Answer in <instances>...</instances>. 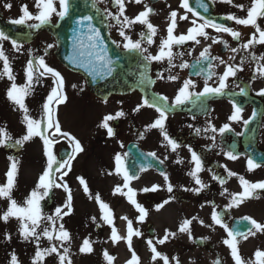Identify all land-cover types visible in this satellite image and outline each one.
<instances>
[{
  "label": "flooded vegetation",
  "instance_id": "obj_1",
  "mask_svg": "<svg viewBox=\"0 0 264 264\" xmlns=\"http://www.w3.org/2000/svg\"><path fill=\"white\" fill-rule=\"evenodd\" d=\"M203 2L208 5V12H204L202 8L198 7L196 0H189L190 4H195L194 10L199 12L201 16L214 19L218 23H224L241 32V40H233L227 33H216L214 29L208 28L206 32L210 37H219L221 40L227 41L229 47L225 48L222 43L213 44L211 39L205 40L199 37L200 44L188 41L184 45L174 46V54H183L175 55L173 59L174 67L168 65L167 60L162 62L153 61L147 64L149 79L153 83L149 84L151 92L146 95L134 90L129 93L112 94L102 98L91 93L83 79L80 82L76 81L79 84L76 87H73L75 84H65L64 91L67 100L58 107V119L62 131H69L79 139L84 151L72 161V170L63 178L64 182L69 185L73 195V212L65 216L63 221L60 222L64 223L70 234H72L75 224L92 226L94 232L86 234L80 239L81 246L83 241L88 239L92 248L98 250L101 256H104V251H107L116 258L119 255L116 253V247L120 245V242L114 244L110 239L112 226H109L101 218L102 213L95 199L97 194L103 202L109 205L113 213V222L117 220V225H119L122 217H127L133 221V228L142 233L140 237L134 236L132 238V247L138 256H140L139 252L145 251L149 256L148 258L152 259L147 240L153 239L155 242L162 238L165 231L168 230L176 233L175 237H170L165 244L157 245V248L158 251L167 255L170 261L172 257H178L180 264H213L217 259L221 261V264H234L230 249L223 244L227 234L223 228L213 223L211 214L213 208L217 212L225 210L231 200L229 193L242 191L238 176H244L245 179L253 183L264 181V96L256 94L259 89L264 88V77L259 76L257 73L255 79H253L257 63L251 60L249 51H254L259 56L257 45L249 51H245L240 47L249 38V26L245 27L235 24L234 21L221 19V17L234 13L233 6L221 3L219 0H216L215 3L213 0H203ZM98 4L103 12L105 8L114 14L117 11L112 0H103L102 3ZM179 4L180 0H142L141 4L135 3V0H125V15L130 18H134L140 11H143L145 6L153 9L149 20L157 28V33L153 37L154 43L148 45L146 41L142 42V47H146L149 53L158 54L161 39L167 37L170 12L177 10L179 14H185V10L179 8ZM188 16L187 21L178 18L174 35L185 34L187 29L192 26L191 20L195 17H192L191 13H188ZM199 22L202 21L198 20ZM109 23L115 25V21H107L113 41L120 44L124 43L123 38L119 35L118 27H110ZM125 31L135 41L140 39L141 32L147 30L144 26L136 24L130 29H125ZM43 34L39 44L36 45V49L40 50L45 57L54 58V39L48 33L44 32ZM49 44L54 45V47L47 48ZM209 44H211L210 55L219 57L228 64L239 65L242 58H246L243 64L244 70L238 72L236 77L229 78V87L223 95L206 96L202 97L200 101H195V103L188 102L183 106L171 108V102L185 80L193 81L195 87L190 91L198 93L205 86L207 74L213 72L214 75L211 79H208V84L211 86L218 85L219 75L224 72L226 65L220 64L219 60L201 59L200 63H196L200 59V52ZM232 47L238 48V52L232 53L230 51ZM37 50L34 51L37 52ZM46 51L48 56L44 54ZM138 54L140 53L138 52ZM233 57L234 59H232ZM184 62H187L189 67H179ZM46 63L53 68L56 66L53 62ZM209 63L212 65L211 68ZM158 74L162 75L163 79H158ZM169 76H177L178 79L172 81L168 79ZM241 87L246 89V94L240 93ZM158 96L168 97L170 110L165 121V127L170 137L180 145L176 151H172L170 146H165L167 142L158 129L145 131L146 125L158 117V113L154 108L145 107L139 112L133 111L145 97L152 101L153 98ZM40 98L41 104H43L46 97ZM193 100H195V96ZM233 102L242 106L244 119L251 117L253 111L257 113L255 119L249 125L245 126L242 121L230 122L228 120L233 111ZM121 110L126 115L110 122L115 135L109 137L106 130L98 127V125L105 115H114ZM225 123L231 124L232 131L223 135L218 132L213 134L210 130L207 132L202 131L199 134L195 132V128L205 129L211 124L218 129ZM189 125H192V127H189ZM240 132L244 134L242 136L237 135ZM141 134L144 136L143 139L140 138ZM212 135H216L215 146H213L214 142L209 139ZM189 146L200 154L203 160L204 171L199 173V176L207 187L199 193L185 190L200 187L188 175L194 168V164L191 162V153L188 150ZM106 147L109 148L107 153L108 163H104L103 168L100 165V171L97 175L89 174L87 172L89 160L99 154L100 151L105 150ZM71 150L67 141L63 139L54 146V152L58 157L66 158ZM228 150L239 154V158L235 161L229 160L225 155ZM150 152H155L157 158H146V154ZM117 153L125 159V166L128 168L129 174L139 176V179L130 181L128 187L134 190V199L137 203L147 210V216L142 222L138 220L140 213L127 198L128 188L123 187L122 174H118L115 170V156ZM125 153L128 154L127 157H124ZM103 154L104 152L100 153L101 156ZM248 155L260 161L262 166L249 172L247 170ZM178 159L182 160L183 163H177ZM160 161H163V163H160ZM141 165H148L147 170L141 171ZM225 165L228 170L237 173L238 176L229 177L223 167ZM161 172L167 173L169 182L173 185L172 192L167 191V184ZM213 173L224 178L226 183L221 185L218 180H213ZM56 175L58 177L59 173ZM79 177L84 178L86 181L89 188L88 193L84 192ZM106 180L113 181L110 185L109 195L105 194V189L102 190L99 184L94 186L92 183L93 181L104 183ZM117 185L121 186L124 194H113ZM153 185H159L158 190L143 191L145 188H152ZM225 188L228 191L221 195ZM75 191L77 192L75 193ZM79 192L82 194L81 205H84V202L89 203L91 200V204L98 214V216H95L98 220L97 223H92L90 219H82L76 215L78 205L76 194ZM65 199L66 193L63 189H56L53 195L54 208L62 206ZM164 201H168V203L165 204ZM159 205L163 206L158 207ZM119 214L123 216H119ZM244 216L251 217L259 223H264V190H257L253 198L245 200L239 207H232L227 210L224 219L230 227H240L243 230L246 222L237 225V221ZM193 217H196V219L190 225L191 236L188 233L179 232L178 229L182 222ZM201 220L204 221L203 225L200 223ZM122 228L124 237H126V221L123 222ZM116 229L118 235H121L120 228L116 227ZM124 241L123 245L127 246L126 240ZM238 247L244 258L254 259V253L257 249L264 250V232L249 236L247 240L241 239ZM171 264H175V262L171 261Z\"/></svg>",
  "mask_w": 264,
  "mask_h": 264
},
{
  "label": "snow or ice",
  "instance_id": "obj_2",
  "mask_svg": "<svg viewBox=\"0 0 264 264\" xmlns=\"http://www.w3.org/2000/svg\"><path fill=\"white\" fill-rule=\"evenodd\" d=\"M103 0H93L92 8H95L96 14H77L78 18L74 20L75 27L72 29V53L69 57L70 63L75 65L78 68H82L88 76L92 77V80L95 82L97 79L106 80L108 77H111L116 68V60L120 58L119 54H116V59H113V56L109 54V48L104 41V37L101 33V28L97 26V19L100 24H104L106 21H115V25L109 23V26L118 27L119 35L123 38L124 43L120 44L116 41H112L117 48H122L123 50L131 52H139L142 57L143 66L145 68V73L147 72V64L153 61L162 62L167 60L168 65H173V59L175 55H183L182 53L174 54L173 47L184 45L188 41H194L196 44H200L203 38L205 40L211 39L213 44L222 43L225 48H228L227 41L221 40L219 37H210L206 32V29H214L216 33H227L230 35L233 40H241V32L234 30L232 27L227 26L224 23H218L216 20L211 18H205L200 15L199 12L195 11L189 3V0H180L179 8L185 10V14L181 15L177 10H172L169 14V26L167 27V37L162 38L159 44L158 54H151L148 52L146 47H142V42L146 41L148 45L154 43L153 37L157 33V28L150 22L149 16L153 12V9L145 6L143 11H140L134 18H130L125 15L126 7L125 0H112V3L116 6V13L107 8L104 9L103 14L101 10L96 8L97 3H102ZM198 7L202 8L204 12H208V5L203 2V0H196ZM215 3L216 0H213ZM221 3H226L232 5L233 7L238 8L242 12H246L244 17L237 16L235 13H230L224 17H221L223 20L234 21L237 25L242 26H251L254 28V32L251 33L250 37L246 42L242 43V47L245 51L254 49L256 45H264V27H262L258 20L264 18V0H250V4L246 5L244 3H234L233 0H219ZM135 3L141 4L142 0H135ZM13 4L5 2L3 8L12 9ZM33 7L35 11L30 10L28 4L22 3L19 7L20 15L18 18L11 19L10 24L16 26H27L29 29H40L44 25L51 24L53 17H57L59 21H64L66 18L71 19L72 15L76 12L78 5L74 3V0H34ZM188 13H191L192 17H195L191 20V27L187 29L185 34L174 35V30L177 28V20L187 21L189 19ZM202 21V22H199ZM34 21L33 23H30ZM139 24L146 28V32L140 33V39L135 41L126 34L125 29H130L134 25ZM11 40L12 49L16 52L21 51V45L15 40L12 39L8 34L3 30H0V62H2V67H0V79L6 78L10 83L9 87L6 89L7 99L16 106L14 110H19L22 113V122L25 125V133L22 134L19 138L13 139V136L10 132L7 131L5 127H0V147H16L21 146L35 137H39L43 142V152L47 157L46 168L40 174L38 181L35 187L29 192V194L24 198L23 201H18L13 196L14 189L16 187L17 176L19 172V161L15 158H10L11 164L9 169L6 171L5 176L6 180L3 183H0V200L7 202V206L4 210L0 211V221L5 224H8L10 220L15 219L17 221V232L19 237L22 238L25 242L35 243L36 250L32 258V264H44V261L47 257H53L58 264H72L70 258V244H71V234L65 228L64 223H59L57 227V221H63L65 216L70 215L73 212V195L69 185L64 182V177H66L69 172L72 170V161L84 151V147L79 139L72 135L69 131H62L61 123L58 119V107L61 104H64L67 100L65 94V80L62 74L55 68L49 66L43 56L34 57L31 56L29 50L30 58L27 60L26 67L24 68V83H17V76L14 73L12 62L10 56L6 53L4 49V42ZM54 45L49 44L47 48H52ZM211 44L203 49L200 52V59L196 63H200V60H219L220 64H225L224 72L219 75L218 85L211 86L208 84V79L214 75L213 72L207 74L205 80V86L203 90L194 93L190 89L195 87V84L191 80H185L181 87H179L177 94L175 95L173 101L171 102V108H177L185 105L188 102L200 101L202 97L206 96H220L223 95L225 90L229 87V78L236 77L238 72L244 70L243 64L246 58H242L239 65H232L226 63L223 59L219 57H212L210 55ZM238 48L232 47L230 51L232 53L238 52ZM146 53V54H145ZM47 51L45 52V55ZM191 54V53H189ZM251 60L256 61L257 66L253 73V79H255L256 74L264 77V53L257 56L254 51H249ZM234 59V57L232 58ZM181 68H187L189 65L187 62H184L179 65ZM209 67L212 65L209 63ZM199 75V73H197ZM46 76L52 77V85H50V91L42 104L41 107V118H34L30 110L25 103L26 98L30 97L36 85L43 82L42 78ZM158 79H163L162 75L157 76ZM169 80L175 81L178 79L177 76H169ZM145 80L147 83L151 84L153 81L144 76V79L140 83H144ZM239 87V85H237ZM76 87V85H73ZM241 94H246V89L244 87L240 88ZM259 96H264V88L259 89L256 93ZM195 96V100L193 97ZM154 108L158 113V117L154 119L153 122L146 125L145 131H151L153 129H158L160 134L163 136V139L167 142L166 147L170 146L172 151H176L180 145L170 137L167 129L165 127V121L168 118L169 104L167 96H158L153 98L152 101H149L145 97L140 104H138L133 111L139 112L142 108ZM233 111L228 117L230 122H240L242 121L245 126L249 125L253 119H255L257 113L253 111L252 116L248 119H244L242 116L243 108L240 104L233 102L232 104ZM126 114L124 111H117L114 115L109 114L105 115L102 118V121L98 127L105 129L106 134L109 137L115 135L114 129L110 126V122L117 120L121 117H124ZM192 127V125H189ZM211 131L213 134L219 133L223 135L226 132L232 131L230 123H225L223 126L218 129L215 125H209L208 128L201 129L195 128L197 134L202 131L207 132ZM243 132L237 133V135H243ZM140 138L143 139V134L140 135ZM61 139L67 141L69 147L72 149L68 153L67 157H58L54 152V146L59 144ZM214 143L215 146L216 135L209 137ZM123 146V145H121ZM191 153V162L194 164L192 171L188 173L191 176L199 188H189L185 189L186 191H193L199 193L207 185L202 181L199 176V173L204 171L202 156L194 151L190 146L188 148ZM127 153L124 154V157H127ZM226 157L229 160L235 161L239 158V154L234 153L232 150L225 152ZM147 157H152L156 159V153L150 152L146 154ZM177 163H183L182 160H177ZM163 163V161H160ZM115 170L118 174H122L124 180V188H128V200L131 204L135 206L137 211L140 213L138 220L142 222L147 216V210L141 206L134 199L135 192L133 189L129 188V182L134 179H139V176L129 174L128 168L125 166V159L122 158L121 154L117 153L115 156ZM262 163L253 158V156H247V170L249 172L254 171L257 168H260ZM227 175L229 177L238 176L237 173L228 170L226 165L223 166ZM148 165H141V171H146ZM211 171V169H209ZM57 173L59 176L57 177ZM161 175L164 178L165 183L167 184V191H173V185L169 182V177L167 173L161 172ZM79 182L83 186L85 193L89 192L88 185L84 178L79 177ZM213 180H218L221 185L226 183V180L215 173L212 175ZM240 186L242 191L239 193H229L231 200L230 203L226 206L224 211L217 212L213 208L211 214V219L215 225L223 228L227 234V238L223 240V244L230 249V255L234 264H264V250L257 249L254 253V259L244 258L238 247L240 240H247L249 236H255L257 233L264 232V223H259L251 217L244 216L237 221V225H240L242 222H246L243 226V230L240 227H230L228 223L225 222V215L227 210L232 207H239L245 200L253 198L257 190H264V181L250 182L245 179L244 176H238ZM159 185H153L152 188H145L143 191H156L158 190ZM56 189H63L66 193V199L62 206L55 207V212L53 215H49L43 212L41 202L46 200L51 195H54ZM228 190L225 188L221 195H224ZM113 194H124L120 185H117L114 189ZM96 202L99 204L102 220L106 222L111 228L110 239L112 242L118 243L120 240H126L129 251L131 252V259L127 264H140V257L136 254L135 250L132 247V238L140 237L142 233L138 229L133 228V221L127 217H122L127 222V235L126 237L120 236L117 233V229L113 226V213L109 205L101 200L99 195L95 196ZM168 203V201H164ZM159 205L158 207H162ZM192 219H185L182 224L179 226L178 231L181 233H188L191 236L190 225L192 224ZM95 222L96 218H92ZM203 225L204 221H200ZM43 225V226H42ZM211 227V225H209ZM176 233L165 231V235L156 240L153 239L147 240V246L149 247L152 253V260L154 262L162 261L163 264H171V261H174L175 264H180L178 257L170 258L158 251L157 245L165 244L170 237H175ZM4 239L11 241L12 236L8 233H4ZM42 239H46L48 242L47 247H41ZM58 242V243H57ZM79 251L81 253H91L93 248L91 242L88 239L83 241L82 246ZM107 264H112L115 257L110 255L107 251L103 253ZM9 264H21L18 256L15 252L10 254ZM213 264H221L219 259L215 260Z\"/></svg>",
  "mask_w": 264,
  "mask_h": 264
},
{
  "label": "rangeland",
  "instance_id": "obj_3",
  "mask_svg": "<svg viewBox=\"0 0 264 264\" xmlns=\"http://www.w3.org/2000/svg\"><path fill=\"white\" fill-rule=\"evenodd\" d=\"M12 3V9L8 10L3 8V4ZM234 3H244L246 5L250 4V0H233ZM22 3L28 4L30 6V10L35 11L33 7L34 0H0V6L4 10L5 15L10 18H18L21 14L19 11V7ZM233 11L237 16L244 17L246 12L240 11L238 8L233 7ZM258 23L264 27V18L258 20ZM248 34L249 37L252 32H254V28L249 26ZM40 39L34 41L31 47V50H37L36 45L39 44ZM21 45V51L16 52L12 49L11 41L4 42V49L6 53L10 56L12 67L14 73L17 76V83H24V68L26 67V59L29 58V50L26 47L27 44ZM258 54L261 55L264 53V45H257ZM40 51V50H39ZM37 50V52H39ZM41 52V51H40ZM39 54L33 53L32 56L38 58ZM41 55V54H40ZM47 62H51L49 59H45ZM264 63V61H261ZM0 67H2V62H0ZM62 76L68 77V80L65 84H75L79 85L75 80H80V77L74 73H70L65 68L59 66L57 69ZM42 86L36 85L33 94L26 98L25 103L27 104L31 115L38 119L41 117V105L40 99L38 97H43L46 94V91L52 85V81L43 79ZM9 81L4 78L0 79V127H5L8 132L11 133L13 139L19 138L22 134L25 133V125L22 122V113L19 110H14L16 106H14L6 97V89L9 87ZM37 89V90H36ZM37 91V93L35 92ZM108 151L109 148L106 147L105 150L100 151L103 156L99 154L95 155L88 162V173L91 175H97L100 171V165L103 168L104 163H108ZM10 158H15L19 161V172L17 176L16 187L13 192L14 198H17L18 201H23L24 198L29 194V192L35 187L40 174L45 170L47 157L43 152V142L39 137H35L33 140L25 143L23 147H0V183L5 182L6 176L5 173L9 169L11 160ZM113 181L106 180L104 183L102 182H92L94 186L99 184L102 190L105 189V194L109 195L110 185ZM76 189V188H75ZM77 191H75L76 193ZM91 198V197H90ZM76 200L78 202L76 215L80 216L82 219H90L92 223H97L96 219L93 222L92 218L98 216L95 207L93 208L91 204V200L89 203L84 202V205L80 203L82 201V194L79 192L76 194ZM43 212L49 215H53L55 212L54 203H53V195L50 194L46 200L41 202ZM7 206V202L4 200H0V211L4 210ZM119 216H123L119 214ZM125 220L121 219V223L117 225V220L113 222L115 227L120 228L119 232L120 236L124 237V230L122 228L123 222ZM61 223L57 221L58 224ZM107 225V224H105ZM43 226V225H42ZM8 232L12 239L11 241H7L4 239V233ZM94 228L92 226L84 225V224H75L73 227V231L71 234V250L72 255L70 256L72 264H107L104 256H101V253L93 249L91 253H81L79 251L81 247L80 239L89 233H93ZM118 233V231H117ZM120 245L116 247V253L119 255L114 259L112 264H120V262H128L131 259V256L126 252L127 247L123 245L125 243L124 240H120ZM58 243V242H57ZM48 242L46 239H42L41 247H47ZM36 250L35 243L33 242H25L22 238L19 237L17 232V221L12 219L8 224L0 221V264H9L10 254L15 252L18 256L21 264H32V258L34 256ZM140 254V264H163V262L157 261L154 262L152 259H149L147 253L139 252ZM44 264H58L53 257H47L44 261Z\"/></svg>",
  "mask_w": 264,
  "mask_h": 264
},
{
  "label": "water",
  "instance_id": "obj_4",
  "mask_svg": "<svg viewBox=\"0 0 264 264\" xmlns=\"http://www.w3.org/2000/svg\"><path fill=\"white\" fill-rule=\"evenodd\" d=\"M92 2L93 0H74V3L78 5V7L71 19L66 18L64 21H59L58 19L55 23L44 25L40 29H29L27 26L12 25L9 23L11 19L5 18L0 12V30H3L17 42H28L35 37L39 31H48L56 38V55L59 60L70 69L80 72L85 77L89 89L101 97H106L110 93H124L134 88L144 91L146 89V82L143 84L140 83V81L144 79L143 70L139 68L140 60L135 54L119 50L112 43L107 33L106 22L100 24L98 19L96 21L97 26L101 28L102 36L109 48V54L113 56L114 60L116 59L117 53L120 56V58L116 60V70L114 74L106 80L97 79L94 82L92 77L88 76L82 68H78L70 63L69 57L72 53V29L75 27L74 20L78 18L77 14H96L95 8L91 6ZM96 8H99L97 4ZM101 14H103L102 11Z\"/></svg>",
  "mask_w": 264,
  "mask_h": 264
},
{
  "label": "bare ground",
  "instance_id": "obj_5",
  "mask_svg": "<svg viewBox=\"0 0 264 264\" xmlns=\"http://www.w3.org/2000/svg\"><path fill=\"white\" fill-rule=\"evenodd\" d=\"M120 264H127V262H120Z\"/></svg>",
  "mask_w": 264,
  "mask_h": 264
}]
</instances>
